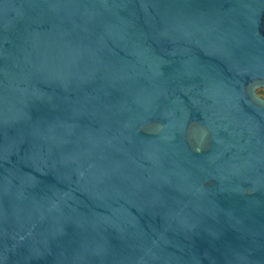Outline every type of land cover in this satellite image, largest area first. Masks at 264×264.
<instances>
[{"label": "water", "instance_id": "1", "mask_svg": "<svg viewBox=\"0 0 264 264\" xmlns=\"http://www.w3.org/2000/svg\"><path fill=\"white\" fill-rule=\"evenodd\" d=\"M264 0H0V264H264Z\"/></svg>", "mask_w": 264, "mask_h": 264}, {"label": "rangeland", "instance_id": "2", "mask_svg": "<svg viewBox=\"0 0 264 264\" xmlns=\"http://www.w3.org/2000/svg\"><path fill=\"white\" fill-rule=\"evenodd\" d=\"M260 93L262 94V96H264V91L263 90H261Z\"/></svg>", "mask_w": 264, "mask_h": 264}]
</instances>
